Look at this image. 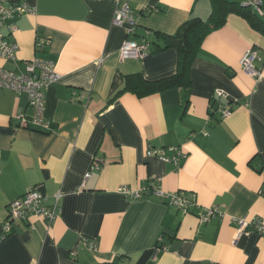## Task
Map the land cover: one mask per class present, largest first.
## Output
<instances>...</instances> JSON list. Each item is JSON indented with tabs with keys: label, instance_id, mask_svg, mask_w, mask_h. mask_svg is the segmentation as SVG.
Masks as SVG:
<instances>
[{
	"label": "crops",
	"instance_id": "1",
	"mask_svg": "<svg viewBox=\"0 0 264 264\" xmlns=\"http://www.w3.org/2000/svg\"><path fill=\"white\" fill-rule=\"evenodd\" d=\"M28 2L34 11L15 19L17 59L0 58V67L17 70L38 56L54 60L60 77L46 94L52 132L23 127L21 116L32 114L27 95L0 90V264H264V231L250 223L237 237L239 219L264 224V63H256L259 78L240 67L249 49L264 59V34L231 14L204 39L190 90L115 97L125 75L175 74L177 50L122 59L127 34L113 22L117 0ZM123 2L138 42L159 41L154 32L175 34L212 11L210 0ZM149 146L186 156L176 167L147 156ZM95 158L101 168L87 177ZM33 188L49 204L60 195L58 218L48 226L32 216L2 238L7 205ZM177 192L193 198L190 212L168 204ZM211 207L215 217L203 222Z\"/></svg>",
	"mask_w": 264,
	"mask_h": 264
},
{
	"label": "built area",
	"instance_id": "2",
	"mask_svg": "<svg viewBox=\"0 0 264 264\" xmlns=\"http://www.w3.org/2000/svg\"><path fill=\"white\" fill-rule=\"evenodd\" d=\"M243 5L251 6L260 16L264 15L262 0H243ZM34 8L28 0H0V58L4 60H16L19 44L13 39L16 30L15 19L25 13H32ZM114 24L126 28L127 38L124 41L120 55L122 59L136 58L139 59L150 52V43L147 41L138 42L132 38L135 34L136 23L133 19L132 10L123 0H117V6L114 14ZM257 62L264 63V59L259 56L257 49L247 50L241 60V70L250 76L261 77L262 67L257 66ZM60 75L57 71V63L48 58L34 57L30 60L23 61L17 70L0 67V90H9L16 94H26L28 97V106L32 114L21 116V125L32 130L52 132L54 130L51 120L46 118V94L49 87L54 84ZM219 96H224V92L217 90ZM223 116L230 114V109H222ZM169 152L172 154L169 155ZM147 156H155L162 161L174 164L178 167L181 160L186 156L179 148L159 147L152 148L149 146L146 152ZM101 168V162L94 159L91 164L90 176L94 170ZM120 191L131 196L140 197L147 191H133L127 187H121ZM154 195L164 199L159 189H155ZM57 195L56 202L49 204L48 197L38 189H31L23 194L20 198L10 202L7 205V218L4 222L1 237L4 238L11 234L16 227L17 222H28L32 216L42 217L51 226L59 215ZM168 204L177 207L184 213L190 212L195 205L193 198L186 197L183 193L177 192L167 197ZM217 210L214 207L207 208L199 215L203 222H208L215 217ZM219 211V210H218ZM221 216L223 215L222 212ZM239 228L237 237H239L250 225L254 223L259 230L264 231V224L260 218H255L249 222L246 218L238 220ZM90 248H95V242H89Z\"/></svg>",
	"mask_w": 264,
	"mask_h": 264
},
{
	"label": "trees",
	"instance_id": "3",
	"mask_svg": "<svg viewBox=\"0 0 264 264\" xmlns=\"http://www.w3.org/2000/svg\"><path fill=\"white\" fill-rule=\"evenodd\" d=\"M212 11L208 19L194 16L185 21L175 34L154 32L159 41L150 43L153 51H163L175 48L178 53L177 72L171 76L159 80H147L140 72L125 75L124 86L115 97L124 92L135 93L138 97H145L154 93L182 87L190 90V71L204 39L213 31L225 26L229 15L236 14L244 18L251 27L264 34V15L260 16L251 6L243 5V0H210ZM263 12H264V0ZM164 12V8H156L150 11ZM136 30V29H135ZM135 36V34L133 35ZM143 42V41H141ZM112 98L110 101H112ZM101 264H118L107 262Z\"/></svg>",
	"mask_w": 264,
	"mask_h": 264
},
{
	"label": "rangeland",
	"instance_id": "4",
	"mask_svg": "<svg viewBox=\"0 0 264 264\" xmlns=\"http://www.w3.org/2000/svg\"><path fill=\"white\" fill-rule=\"evenodd\" d=\"M127 38V37H126Z\"/></svg>",
	"mask_w": 264,
	"mask_h": 264
}]
</instances>
